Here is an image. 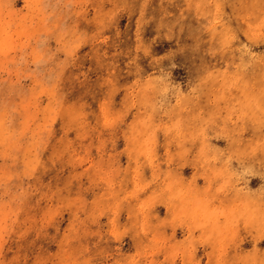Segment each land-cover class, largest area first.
Listing matches in <instances>:
<instances>
[{
	"label": "rangeland",
	"instance_id": "rangeland-1",
	"mask_svg": "<svg viewBox=\"0 0 264 264\" xmlns=\"http://www.w3.org/2000/svg\"><path fill=\"white\" fill-rule=\"evenodd\" d=\"M261 131L264 0H0V264H264Z\"/></svg>",
	"mask_w": 264,
	"mask_h": 264
},
{
	"label": "bare ground",
	"instance_id": "bare-ground-1",
	"mask_svg": "<svg viewBox=\"0 0 264 264\" xmlns=\"http://www.w3.org/2000/svg\"><path fill=\"white\" fill-rule=\"evenodd\" d=\"M251 128V130L252 131H257V129H256V126H251L250 127ZM260 134L262 135V137L260 138V140L261 141H259V142H255L251 147L253 148V150L255 151V150H259V151H264V131H261L260 132ZM132 141V140H131ZM133 142V141H132ZM252 142H254L253 140H252ZM258 151V152H259ZM258 152H253V154L251 153V157H249V159L247 160V161H250V160H253V159H255V158H259V159H261L260 157H259V155H258ZM241 162H244V161H242L241 160ZM262 230V229H261ZM262 231H264V229L262 230ZM262 237V233H258L257 234V236H255V239H259V238H261ZM134 243V242H133ZM218 243V242H217ZM136 244V243H135ZM134 244V245H135ZM205 245V244H204ZM183 263V262H182Z\"/></svg>",
	"mask_w": 264,
	"mask_h": 264
}]
</instances>
